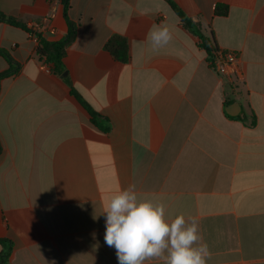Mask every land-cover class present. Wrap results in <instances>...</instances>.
Listing matches in <instances>:
<instances>
[{
  "label": "crops",
  "instance_id": "crops-1",
  "mask_svg": "<svg viewBox=\"0 0 264 264\" xmlns=\"http://www.w3.org/2000/svg\"><path fill=\"white\" fill-rule=\"evenodd\" d=\"M60 1L54 9L0 0V15L39 24L31 33L0 23V49L19 64L0 87V239L11 244L9 264H118L104 243L103 211L129 185L163 202L169 220L197 218L207 264H264V0H172L220 50L239 53L241 78L210 66L166 0H69L78 34L64 60L67 81L37 54L39 36L67 34ZM160 25L172 40L153 49L148 34ZM114 36L128 41V63L106 50ZM9 68L0 56V74ZM232 105L238 116L226 112Z\"/></svg>",
  "mask_w": 264,
  "mask_h": 264
},
{
  "label": "clouds",
  "instance_id": "clouds-1",
  "mask_svg": "<svg viewBox=\"0 0 264 264\" xmlns=\"http://www.w3.org/2000/svg\"><path fill=\"white\" fill-rule=\"evenodd\" d=\"M148 35L153 49L172 40L170 29L163 25ZM103 213L104 243L115 249L118 264H145L156 258L163 264H207L211 259L196 217L186 218L181 213L169 220L166 205L138 198L135 185L111 196Z\"/></svg>",
  "mask_w": 264,
  "mask_h": 264
},
{
  "label": "trees",
  "instance_id": "trees-1",
  "mask_svg": "<svg viewBox=\"0 0 264 264\" xmlns=\"http://www.w3.org/2000/svg\"><path fill=\"white\" fill-rule=\"evenodd\" d=\"M166 1L171 5L173 10L179 16L180 21L184 26V28L190 31L198 39L199 47L207 52L210 66L213 68L211 63L218 54V52L220 51V49L216 44L214 36L206 37L202 33L201 27L198 23L194 22L186 14H184V12H182V10H180L172 0H166ZM62 3L64 4V17L68 25L67 34L63 39L55 42H49L46 39L39 36V46L37 49V54L40 57V59L45 60V62L47 63V65L55 75L67 81V76L65 75L67 69L64 60L68 48L76 40L78 34V26L75 23H73L68 17V11L70 6L69 0H62ZM216 13L221 15H227L228 7L218 6ZM1 22H6L10 25L20 27L22 29H25L26 31L31 32L27 27V25L17 22L13 18H6L5 16L0 15V23ZM105 48L107 51H109L112 54V56L117 61H120L122 63H128L130 61V48H129V43L126 39L120 36H114L107 42ZM0 56H2L10 65L8 71L0 74V87H1V81L4 78L9 77L19 71V64L15 63L11 55L6 50L0 49ZM71 93L90 112L94 124H98L102 118L100 114L97 113L94 109H92L73 88L71 90ZM2 151L3 148L0 143V154ZM0 245L6 247V251H4L0 255V264H9L8 261L11 253V244L7 240L0 239Z\"/></svg>",
  "mask_w": 264,
  "mask_h": 264
},
{
  "label": "built area",
  "instance_id": "built-area-1",
  "mask_svg": "<svg viewBox=\"0 0 264 264\" xmlns=\"http://www.w3.org/2000/svg\"><path fill=\"white\" fill-rule=\"evenodd\" d=\"M50 2L52 7L55 9L59 4L60 0H44ZM55 13L51 14L50 18H54ZM39 24H32L29 29L38 30ZM240 55L235 51L229 50H220L216 57L212 61V66L214 70L221 76L232 78V77H242V71L239 68ZM47 71H50V68L47 64L44 65Z\"/></svg>",
  "mask_w": 264,
  "mask_h": 264
},
{
  "label": "water",
  "instance_id": "water-1",
  "mask_svg": "<svg viewBox=\"0 0 264 264\" xmlns=\"http://www.w3.org/2000/svg\"><path fill=\"white\" fill-rule=\"evenodd\" d=\"M67 75V74H65ZM226 112L230 115V116H238L239 112H240V106L239 105H232L230 107H228L226 109Z\"/></svg>",
  "mask_w": 264,
  "mask_h": 264
}]
</instances>
